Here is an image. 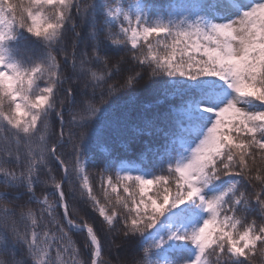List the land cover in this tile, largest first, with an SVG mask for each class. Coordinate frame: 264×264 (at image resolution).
Masks as SVG:
<instances>
[{"label": "snow or ice", "instance_id": "snow-or-ice-1", "mask_svg": "<svg viewBox=\"0 0 264 264\" xmlns=\"http://www.w3.org/2000/svg\"><path fill=\"white\" fill-rule=\"evenodd\" d=\"M0 188V264H254L264 0H0Z\"/></svg>", "mask_w": 264, "mask_h": 264}, {"label": "trees", "instance_id": "trees-1", "mask_svg": "<svg viewBox=\"0 0 264 264\" xmlns=\"http://www.w3.org/2000/svg\"><path fill=\"white\" fill-rule=\"evenodd\" d=\"M93 171L92 169H90V172ZM0 190H2V188H0ZM38 195H40L42 197L43 193L39 192L37 193ZM74 240L77 241L78 246H80L82 248L83 251V237H78V236H74L73 237ZM83 258V257H82ZM254 264H264V256H261L259 253H257L255 260H254Z\"/></svg>", "mask_w": 264, "mask_h": 264}]
</instances>
